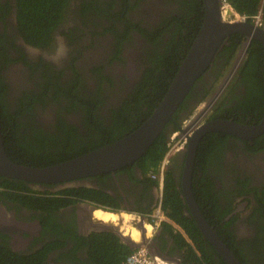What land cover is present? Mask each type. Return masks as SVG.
<instances>
[{
  "label": "flooded vegetation",
  "instance_id": "obj_1",
  "mask_svg": "<svg viewBox=\"0 0 264 264\" xmlns=\"http://www.w3.org/2000/svg\"><path fill=\"white\" fill-rule=\"evenodd\" d=\"M201 6L203 0H67L60 23L49 32L48 42L39 45L19 29L17 0H0V103L9 117L0 126L8 158L18 165L42 168L128 134L118 129L122 119L135 121L137 112L131 104L140 95L139 88L146 89L139 96L143 102L145 97L149 99L147 80H153L149 75L155 71L165 79V68L156 66L152 58L164 51L167 42H177L178 48L188 42L186 37L194 31L192 24ZM261 25L264 29V20ZM243 39L227 65L216 55L194 84L196 97L206 87L211 91L200 103L196 125L188 126L191 135L212 120L249 125L261 121L264 99L259 112L257 84L261 73L257 76L255 68L249 81L240 73L247 55L218 98L207 104L227 75ZM258 43L263 51L264 46ZM260 92L264 95V90ZM194 100L189 99L180 118L197 108ZM141 110L146 112V103ZM123 111L125 115L120 116ZM184 126L182 122L180 136ZM103 136L108 140L120 137L100 144ZM184 163L185 154L178 153L168 168L180 190L182 213L192 219L179 184ZM5 179L0 176V256L16 261L95 264L90 258L92 241L105 233L115 235L94 227L101 223L93 218L91 211L95 209L91 208L131 212L144 220L157 205L162 209V193L135 164L129 173L124 169L114 177L74 180L73 187ZM73 188L91 190L107 201V206L87 199L71 203L77 197L66 191ZM191 189L202 216L236 258L242 264H264V133L245 140L225 133L205 134L196 150ZM162 223L146 242L154 251L175 256L182 264L175 236ZM211 248L213 257L223 261Z\"/></svg>",
  "mask_w": 264,
  "mask_h": 264
},
{
  "label": "water",
  "instance_id": "obj_2",
  "mask_svg": "<svg viewBox=\"0 0 264 264\" xmlns=\"http://www.w3.org/2000/svg\"><path fill=\"white\" fill-rule=\"evenodd\" d=\"M231 15L230 9L224 6L222 0H203L202 24L162 99L148 118L132 132L115 142L105 144L98 149L56 165L42 168L27 167L12 162L6 155L0 126V176L33 185L57 184L60 186V184L66 183L63 187L58 186L59 188H64L75 186L74 180H82L104 174L113 175L114 177L115 173L121 169H126L129 173L135 162L146 153L160 133L166 129L179 105L184 101L196 81L210 68L214 58L231 34H241L244 39L227 75L217 91L208 100L207 104L209 105L218 98L223 88L240 68L250 42L255 40L264 46V29L262 25L258 26L249 21L234 18L230 20L229 16ZM197 119L198 115L196 114L193 119L188 121L186 129L180 130V133L185 135L188 131V126L191 124L196 125ZM213 132L229 134L242 140L257 137L264 133V112L261 121L257 124H242L225 119L203 123L194 130L192 135H186V146L182 150L185 154V163L179 184L184 193L192 220L202 236L214 248L225 264H242L206 222L193 199L191 186L196 150L201 138L205 134ZM86 186H90V184H86ZM91 209L100 208L93 207ZM93 212L91 211L92 216ZM124 213L127 215L131 214V212ZM121 219L119 215L118 220ZM144 222L141 216H139V221L135 222V228L139 233L140 239L138 241H133L129 236L123 235L120 232V226L112 225L111 223L105 225L103 223L95 224L94 227L103 231L111 230L124 245L130 248L146 247L151 254L172 261L174 264H180L178 259L166 257L148 246L144 237Z\"/></svg>",
  "mask_w": 264,
  "mask_h": 264
},
{
  "label": "trees",
  "instance_id": "obj_3",
  "mask_svg": "<svg viewBox=\"0 0 264 264\" xmlns=\"http://www.w3.org/2000/svg\"><path fill=\"white\" fill-rule=\"evenodd\" d=\"M18 9L16 12L17 19L19 22V29L22 31L24 37L28 35L30 40H33V43L39 45L45 44L50 38L49 32L56 26L57 23H60L63 7L66 4L67 0H17ZM235 12L241 16H245L249 22H252V18L261 12L262 21L264 20V0H225ZM203 17V8L199 10L197 20H195L194 25L192 24L193 33L191 36L187 35V43L181 45L182 47L178 48V43L175 41L167 42L163 45L162 49L164 51L161 54H156L152 61L156 66H161L166 70L165 79L156 76L155 71H153V76L149 75L148 86L150 87V93L147 94V98L143 102H140L139 96L146 92L145 87L139 88L140 95L138 98L134 99L131 104L132 110L136 111L137 115L135 121L127 119H122L120 121L121 127L118 131H123V135L126 133L132 132L137 128L146 118L150 116L153 109L157 106L159 101L162 99L164 93L166 92L167 87L169 86L171 80L173 79L175 72L180 65L185 53L191 46V43L198 32ZM161 34V32H158ZM231 42L227 43L222 50L217 54L216 58H223L224 64L227 65V60H230L233 53H235L240 45L243 36L232 35ZM235 37L237 39H235ZM233 40V41H232ZM246 59L241 66L240 73L242 77L246 78L249 81V78H254L255 68L256 75L259 76L260 81L257 79V84L260 85V90L258 91V101L259 106L258 110L261 111L263 107L264 95H262L261 90H264V70L261 72V67H264V50L262 51L261 45L253 40L246 51ZM155 77V78H154ZM257 78V77H256ZM161 79V81H160ZM202 79V76L198 79ZM197 80V81H198ZM1 81V76H0ZM161 84H164L162 86ZM195 85L193 86V88ZM3 88V86H2ZM192 88V89H193ZM188 93L184 101L179 105L178 109L172 116V120L168 123L166 129L160 133L157 139L154 141L152 146L146 151V153L139 158L135 165L143 171V174H147L149 178L150 175H154L161 163L163 157L165 156L168 150V144L170 137L173 133L177 132L184 119H187L191 113H187L186 116L180 118V113L187 109L189 99L194 98L195 106L199 103H202L206 96L210 93V88L207 87L203 92L196 97L195 91ZM0 94H1V82H0ZM196 97V98H195ZM146 103V112L141 113V107ZM4 103H0V116L2 127L7 123L9 117L4 111ZM141 110V111H140ZM193 110V109H192ZM124 111L120 116H124ZM133 117V116H132ZM134 125V126H133ZM133 126V127H131ZM120 136H110L109 140L107 137L103 136L100 144H103L104 140L107 139L108 142L114 141V139ZM18 143V142H17ZM20 144V147L23 143ZM96 146L95 148L101 146ZM28 147L31 148L27 144ZM217 149V146H216ZM124 169L120 170L121 173ZM118 173V172H116ZM105 176L100 175L99 177ZM109 176V175H108ZM150 179V178H149ZM7 180V181H6ZM6 182H15L9 179H5ZM154 184L157 185L156 181L152 180ZM13 184V183H10ZM77 191L80 193L77 194ZM180 190L177 188L176 179L173 176L170 168H167L164 172V182L162 189L163 203L162 211L165 215L166 220L162 223V226L168 231L173 233L176 239L179 250L182 252V264H225L223 261L213 257V249L209 243L204 239V237L199 232L194 221L187 218L182 213V200L180 198ZM71 193L72 196L76 195L71 203L78 201L79 199H87L93 202H96L100 205L107 206V201H101L97 195H93L92 191L85 188H73L66 191ZM173 226L179 228L180 231L173 232ZM90 258L95 264H122V261L125 257L132 252L133 249L125 246L117 237L109 234L98 235V237L92 241L90 244ZM30 261V262H29ZM0 264H40L31 260L20 259V261L14 260L12 257H3L0 256Z\"/></svg>",
  "mask_w": 264,
  "mask_h": 264
},
{
  "label": "clouds",
  "instance_id": "obj_4",
  "mask_svg": "<svg viewBox=\"0 0 264 264\" xmlns=\"http://www.w3.org/2000/svg\"><path fill=\"white\" fill-rule=\"evenodd\" d=\"M223 1V4H224V6H226L228 9H230V11H231V13H232V15L231 16H229V18H230V20H233V18L234 19H239V20H246V21H248L247 20V18L245 17V19H243V18H241L242 16L240 15V14H238L237 12H235L234 10H233V8L228 4V3H226L225 2V0H222ZM258 14H260L259 15V17H260V20H259V22H256L255 21V16L252 18V22H250V23H252V24H256V25H258V26H260L261 25V23H262V14H261V12H258ZM257 14V15H258ZM200 104V103H199ZM191 117V116H190ZM190 117L188 118V119H184L183 120V124L185 125L184 127H187V125H188V121H190ZM189 134H191L190 132H186L185 133V135H182V136H180L179 135V133H178V131L177 132H175V133H173L172 135H171V137H170V140H169V144H168V150H169V148L176 142V141H178L179 140V142L182 144V147H181V149H179L177 152H175L174 154H172L171 156H170V158H169V162H170V159L173 157V156H175V155H177L178 153H182V150L185 148V146H186V142H187V137H186V135L188 136ZM168 150H167V152H168ZM166 152V153H167ZM164 158V157H163ZM163 160V159H162ZM169 162H168V164H167V166H166V168H165V170L168 168V166H169ZM160 165V164H159ZM159 168V167H158ZM165 172V171H164ZM158 173V170H157V172L154 174V175H156ZM152 176L153 175H150V179L151 180H154V181H156V183H157V189H158V191L160 192V194L162 193V189H163V184H162V189H160L159 188V183H158V181H157V179H154V178H152ZM163 182H164V173H163ZM100 210H102V208H100ZM157 210H159L160 211V214H161V216H162V218L161 219H159V221L157 220V219H155V212L157 211ZM106 211H108V210H106ZM111 212H113V211H111ZM117 216V218H118V216L120 215V218H122L121 220H123V216L124 215H127V214H125L124 212H114ZM134 216L135 218H133V220L130 222V223H127L126 225H128V227H131V228H134L135 230H136V228H135V222H137V221H139V216H138V218L136 217V214L135 213H131L130 215H127V216ZM94 217V216H93ZM149 217V218H148ZM147 218H145V222H144V229H145V233H144V237L146 238V240L147 239H149L150 240V238H152L153 237V231L155 230V229H157V228H159L160 229V223L161 222H165V221H168V220H166V218H165V215H164V213H163V211H162V209H161V207L159 206V205H157L153 210H152V212L150 213V215L148 216ZM116 218V219H117ZM95 219V218H94ZM119 221V220H118ZM134 223V225H132ZM150 225L151 226V234L149 235V234H146V225ZM175 227V228H174ZM173 229H175L176 231L178 230V231H180L179 230V228H177L176 226H173ZM137 231V230H136ZM120 232L122 233V226L120 225ZM138 232V231H137ZM123 234V233H122ZM124 235V234H123ZM119 239V238H118ZM120 240V239H119ZM138 240H140L139 239V233H138V238H137V240L136 241H138ZM149 240H147V241H149ZM147 249V248H146ZM148 250V249H147ZM149 251V250H148ZM149 253H150V251H149ZM151 254V253H150ZM151 255H153V254H151ZM153 256H157V255H153ZM157 257H159V256H157ZM163 262H164V264H173V263H168V262H166L164 259H162L161 257H159Z\"/></svg>",
  "mask_w": 264,
  "mask_h": 264
},
{
  "label": "built area",
  "instance_id": "obj_5",
  "mask_svg": "<svg viewBox=\"0 0 264 264\" xmlns=\"http://www.w3.org/2000/svg\"><path fill=\"white\" fill-rule=\"evenodd\" d=\"M260 14L255 16V21L259 22ZM241 18L245 19L244 16ZM182 144L178 141H176L168 150V152L165 154L163 160L161 161L158 173L156 175H153L152 178L157 179L159 183V188L162 189L163 184V173L165 171V168L169 162V158L172 154L177 152L179 149H181ZM162 216L160 214V211L157 210L155 212V219L159 221ZM123 264H164V262L157 256H153L149 253V251L146 249V247H139L135 249L132 253H130L124 260Z\"/></svg>",
  "mask_w": 264,
  "mask_h": 264
},
{
  "label": "bare ground",
  "instance_id": "obj_6",
  "mask_svg": "<svg viewBox=\"0 0 264 264\" xmlns=\"http://www.w3.org/2000/svg\"><path fill=\"white\" fill-rule=\"evenodd\" d=\"M93 216H94V218H95V220L97 219V220H100V221H102V223L103 222H116V215L114 214V213H109V212H105V211H102V210H99V209H97V210H95L94 212H93ZM124 218V221L122 222L123 224H126V223H129L128 222V219H129V217L127 216V215H124L123 216ZM116 219V220H115ZM119 222V221H118ZM113 225V224H112ZM116 226H118L117 224H115ZM151 226L150 225H146V234H151ZM122 233L124 234V235H127V236H129L133 241H136L137 240V238H138V232L134 229V228H131V227H128L127 225L126 226H124V228L122 227ZM130 248V247H129ZM131 249H133L132 250V252L135 250V249H137V248H131ZM131 252V253H132ZM129 255V254H128ZM127 255V256H128ZM126 256V257H127ZM125 257V258H126ZM125 260V259H124ZM124 260L122 261V264H123V262H124Z\"/></svg>",
  "mask_w": 264,
  "mask_h": 264
},
{
  "label": "rangeland",
  "instance_id": "obj_7",
  "mask_svg": "<svg viewBox=\"0 0 264 264\" xmlns=\"http://www.w3.org/2000/svg\"><path fill=\"white\" fill-rule=\"evenodd\" d=\"M202 104V103H201ZM201 104H199L198 106H197V108L195 107V109H193V113H191V117H190V120L191 119H193L194 118V116L197 114V112H198V108H200L201 107ZM188 117V118H189ZM187 118V119H188ZM129 217V216H128ZM133 218H135L133 215L132 216H130L129 217V219H128V222L130 223L132 220H133ZM116 220V219H115ZM124 221V219L123 220H119V222H118V218H117V220H116V222L114 223V222H109V223H111V224H113V225H115V224H117L118 226H122L123 228H124V226H126V224H123L122 222ZM128 226V225H127ZM150 231H152V230H150ZM149 235H150V233H149Z\"/></svg>",
  "mask_w": 264,
  "mask_h": 264
},
{
  "label": "crops",
  "instance_id": "obj_8",
  "mask_svg": "<svg viewBox=\"0 0 264 264\" xmlns=\"http://www.w3.org/2000/svg\"><path fill=\"white\" fill-rule=\"evenodd\" d=\"M98 222H100V223H102V221H100V220H98ZM108 222H103V224H107ZM175 228V227H174ZM158 231H159V228H157V229H155L154 231H153V236L154 235H156L157 233H158ZM176 230L175 229H173V232H175ZM170 232V231H169ZM181 252V251H180ZM182 256V255H181ZM172 258H175V259H178L177 257H175V256H171ZM166 262H168V263H173L172 261H169V260H167V259H164ZM174 264V263H173Z\"/></svg>",
  "mask_w": 264,
  "mask_h": 264
}]
</instances>
